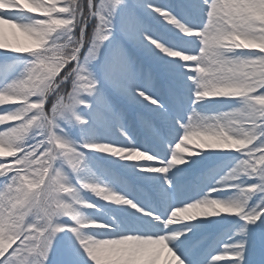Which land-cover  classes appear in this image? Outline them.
Wrapping results in <instances>:
<instances>
[{"label":"snow or ice","instance_id":"6c2138e0","mask_svg":"<svg viewBox=\"0 0 264 264\" xmlns=\"http://www.w3.org/2000/svg\"><path fill=\"white\" fill-rule=\"evenodd\" d=\"M29 2L0 0V264H49L61 233L72 264H246L248 226L264 225V0ZM96 153L116 158L99 176ZM220 216L245 226L217 252L212 224L191 222Z\"/></svg>","mask_w":264,"mask_h":264},{"label":"bare ground","instance_id":"6f19581e","mask_svg":"<svg viewBox=\"0 0 264 264\" xmlns=\"http://www.w3.org/2000/svg\"><path fill=\"white\" fill-rule=\"evenodd\" d=\"M164 2L169 1L170 2V6H177L180 5L181 3L184 2V0H163ZM149 3L155 4L157 6H159V0H148ZM176 14L178 15H182V13L180 12V9L177 7L176 8ZM154 21V20H153ZM152 24V28L154 30H158L160 32H165L166 29L162 28L161 25L164 23V21L161 19V21L159 23H157L156 21H154ZM171 26V25H168ZM172 28V26L170 27ZM13 29H7V34H6V42L9 43V40L11 39L10 37V32ZM173 31H175V29H173ZM2 51V50H0ZM2 55H4L2 52H0V57H2ZM139 60L144 63L145 65H151L154 68H156L157 70H159L156 66H155V62L156 60H154L150 55L145 54L144 52H139L137 53ZM158 63H160V61H158ZM108 97L109 100L111 102V100H117L120 99L122 97L116 95L115 93H112L110 90L108 91ZM123 100H126L124 98H122ZM111 104H113L111 102ZM101 105L103 106V102H101ZM3 107V106H0ZM201 111L206 112L207 109L202 107ZM2 127V126H0ZM127 130V129H126ZM73 136L75 139H81L82 137V132L81 130L77 127V128H72L71 129ZM99 134L104 136L107 139H123V137L119 136V125L116 124L113 121H106L103 122L99 125ZM129 134L134 135V132H132V129L129 130ZM140 135H142L140 133ZM139 136V135H138ZM139 143H141V140L138 141ZM205 155H208L207 153H205ZM233 155H239V154H233ZM224 157L221 156L219 157V159H223ZM0 159H8L9 161H11V157H0ZM116 158L114 157H109L108 160H103V154L100 153H96L94 156L91 157V160L89 161V168L96 173V175H101L100 170L96 167L95 162L99 161L102 162L104 164H109L110 161L115 160ZM194 159H202V157H194ZM121 163H131V162H121ZM181 167H185V166H181ZM85 196H90L89 193H84ZM93 199H95L93 197ZM104 203L102 200L100 201V206L104 207ZM112 207H126V206H116L114 204H112ZM210 223L212 224V227L210 229H208V231L212 234L213 240L215 241L214 247L216 249L217 252L220 251L221 246L231 243L232 241L229 240V237H232L233 239H239L240 237L235 236L236 231L242 227L245 226V222L243 220L240 219V217L238 216H220V217H212V218H208L206 220H197V221H193L191 223ZM226 226V229L223 228V226ZM249 227V231H250V237H249V244H248V251L246 253V264H260V260L263 261L264 264V225H259V224H253L248 226ZM229 231H232V233L230 234V236L227 238V233ZM69 235H71L69 233ZM58 240L60 243L65 244V246L68 247V251L70 252V247L68 244V240L65 238L64 233H61L60 236L58 237ZM255 246H259L260 248L263 249L262 253H256L254 251V247ZM71 253V252H70ZM72 256V255H71ZM225 259L226 260H230L231 256L230 255H225Z\"/></svg>","mask_w":264,"mask_h":264},{"label":"rangeland","instance_id":"374dc122","mask_svg":"<svg viewBox=\"0 0 264 264\" xmlns=\"http://www.w3.org/2000/svg\"><path fill=\"white\" fill-rule=\"evenodd\" d=\"M153 22L154 21H152V24H155ZM170 27L171 26H168L169 29H171ZM166 31H167V29L165 30V32ZM10 34H11L10 35L11 39L9 40V44H11L13 46H15L17 44H19V45L29 44V41L27 40V38L24 36L23 33H20L19 30H12L10 32ZM0 52H3V51H0ZM7 56H8V58H13L16 56V54L12 53V52H8ZM4 59L5 58L0 59V64L3 63ZM10 62H11V59H10ZM161 65H162V61H160V63H158V61L155 62V66L159 69V71L161 73V77L163 78V69H162ZM161 94L165 95V98H166V94L164 92V89H161ZM122 100H123L122 98L117 99V101L113 100V104L115 105L116 109L127 107V106L130 108L132 107L128 104V102L126 100H123L125 103H123ZM119 127H120V125H119ZM136 129L137 128L135 126H133L132 132H134L135 136L138 135V132L136 131ZM135 139H137V141H139L138 136H136ZM141 143H144L143 139L141 140ZM223 227H224V229H226L225 225ZM231 233H232V231H229L227 233V238L230 236ZM189 235H191V233H189ZM254 251L256 253H262L263 249L260 248L259 246H255ZM72 260H73V257L71 256V253L68 251V247L65 246V244L60 243L58 238H57V242L54 244V251H53V253L50 257V260H49V264H72ZM260 264H263L262 260H260Z\"/></svg>","mask_w":264,"mask_h":264},{"label":"clouds","instance_id":"9594fccd","mask_svg":"<svg viewBox=\"0 0 264 264\" xmlns=\"http://www.w3.org/2000/svg\"><path fill=\"white\" fill-rule=\"evenodd\" d=\"M6 2V0H5ZM22 4L24 7L27 8H32L33 5L29 2V0H21ZM5 6V3H0V7ZM24 36L27 38V40L29 41V43L33 46H43L46 41L42 38L41 34L38 32H33V33H24ZM8 98L5 96L0 95V103H5L7 102ZM4 149L0 148V152H3ZM212 210H217L216 206H212ZM185 210L183 209H178L177 210V216L176 219L179 220L181 218L180 213L184 212ZM43 235V234H42ZM39 264V262H38Z\"/></svg>","mask_w":264,"mask_h":264}]
</instances>
